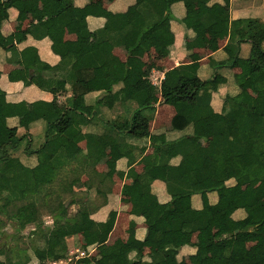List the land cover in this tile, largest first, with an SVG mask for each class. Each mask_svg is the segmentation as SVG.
<instances>
[{
	"label": "trees",
	"instance_id": "obj_1",
	"mask_svg": "<svg viewBox=\"0 0 264 264\" xmlns=\"http://www.w3.org/2000/svg\"><path fill=\"white\" fill-rule=\"evenodd\" d=\"M77 1L48 0L42 18L22 32L24 41L28 35L37 40L48 37L53 52L60 57L57 65L43 61L35 45L19 51L14 44L0 42V48L11 54L10 60L22 58L26 70H34L32 81L54 95L51 101L8 102L6 91L0 89V117H6L8 126V140L0 144V240L4 232L9 234L4 230L7 222L15 225L16 236L29 242L26 249L19 244H0V264H48L66 259L72 246L79 245L74 239L84 233L98 243L99 254L81 258L78 264H188L186 258H179L184 246L196 247L201 264H227L233 258L242 264L247 254L245 239L259 236L264 241V199L252 185L256 180L264 182V21L230 20V11L220 0H132L123 10L103 9L101 20L91 29L88 18L94 15L95 0H86L83 5ZM200 1L206 4L207 12L202 16L188 14V6ZM37 5L38 0H0V30L11 8L25 11ZM181 7L186 10L183 15L177 12ZM173 20L186 29L202 25L210 40L217 39L216 24L226 22L228 28L231 24L226 48L233 53V60L217 62V66L239 67L237 85L247 77L256 78V96L242 89L223 95L219 113L224 119L213 122L207 145L193 138L206 109L214 110V81H226L221 73L202 79L195 61L167 70L156 85L142 60L130 57L123 61L114 53L121 45L133 49L145 43L155 27ZM75 21L84 23L82 36L89 42L70 49L65 33ZM162 33L168 44L174 43L172 29ZM186 38L189 50L208 42ZM243 43L250 44L247 57L241 53ZM17 73L11 77L24 80L23 70ZM126 86L136 91L130 101L123 91ZM98 91L103 95L91 106L92 112L87 95ZM70 92V97L59 101L58 95ZM158 102L176 110L169 128L151 129V114ZM118 103L131 107L116 114ZM31 112L39 123L23 127L21 118ZM37 127H43L45 137L35 146ZM82 141L85 148L67 152L68 144ZM115 144L128 165L139 159L145 165V171L132 183L123 184L121 194L131 203L130 214L156 233L120 240L112 246L106 238L120 205L114 182L106 179L102 190L93 188L95 191L89 193L76 191L74 183L83 175L97 179L99 173L91 160ZM41 165L50 171V180L36 178L34 169ZM211 193L216 196L213 202ZM73 205L77 209L71 214ZM228 206L240 210L242 217L228 214ZM99 209L104 220L92 217ZM214 219L227 225L234 240L221 257L210 255L208 250L217 238L209 237L202 244L193 242L194 233L208 229ZM148 241L156 242L154 252L144 251Z\"/></svg>",
	"mask_w": 264,
	"mask_h": 264
},
{
	"label": "crops",
	"instance_id": "obj_2",
	"mask_svg": "<svg viewBox=\"0 0 264 264\" xmlns=\"http://www.w3.org/2000/svg\"><path fill=\"white\" fill-rule=\"evenodd\" d=\"M131 1L132 0H95L92 4L94 15L88 18L89 27L91 29H94L96 24L101 20L100 15L103 9L114 8V10L117 11L123 10ZM85 2L86 0H78L77 4L83 5ZM219 2L223 3L230 11V20L253 18L252 16H247L246 13H248V11H245L246 8L244 9V7L242 6L243 0H220ZM47 3L48 0H38V5L36 7H30L25 11H19L16 8H11L9 10L8 19L6 20L3 28L0 30V42H3L7 46L14 44L19 51H21L26 46L35 45L39 49L41 59L54 66L59 63L60 57L53 52L52 44L48 37L37 40L33 36L28 35L25 41L21 40L23 38L22 32L30 25V23H32L34 20L42 18L43 9L47 5ZM177 12L179 15H183L186 10L181 7ZM206 12V4L201 1L192 3L187 8L188 14L196 16H202ZM249 12L253 13L251 10H249ZM215 27L217 29V39L210 40V36L205 32V29L202 25H197L193 29H186V27L178 21H165L153 29L152 35L145 43H142L133 49L128 48V46L126 45H121L114 49L115 55H117L123 61H126L130 57L142 60L145 64V70L148 71L151 76L159 75L163 78L167 70L175 68L181 64H191L197 61L199 63L198 74L202 79H209L213 77L216 71H218L225 77L226 81L222 84L218 83L219 81H214V90H216L213 93L214 110L212 108L206 109V115L202 120L198 122V128L195 134V136L199 135L201 136V138H203V135L205 134V132H202L204 130L203 128L209 125V117H216L215 120L224 119V115L219 112H221V110L223 109L222 97L226 92H228L229 90L238 91L242 89L253 96H256L258 94L255 77H247L242 84L237 85L235 81V75L241 72V69L239 67L231 68L217 66V62H221L223 60H225L227 63H231L233 60V53L231 51H228L226 48L230 39L231 24H229L228 28L226 22H220L216 24ZM83 28L84 23L81 21H75L66 28L65 43L70 49H72L74 45L79 43H81L83 46L88 45L89 40L82 36ZM168 28L172 29L175 34V41L173 44H168L162 33L165 29ZM186 37H191L192 40L198 37L205 38L208 40V42L203 46L198 45L192 50H189L186 47ZM249 52L250 44L243 43L241 52L242 56L247 57ZM10 56L11 54L9 52L0 48V70L2 72L0 78V89L6 91L7 101H51L54 98L53 93L47 91L46 88H40L36 83L32 81L34 70L31 69L30 72L27 71L22 58L10 60ZM195 56H198V59H195ZM19 70H23L24 80L11 77L12 74L14 75V73H17ZM44 73L48 74L49 72L44 70ZM16 76L18 77L19 74L17 73ZM25 80L30 81V83H26ZM123 91L129 101L134 97L136 93L135 89L132 86L123 87ZM102 95L103 92L100 91L92 92L87 95V102L89 103L88 107L91 108L89 110L93 112L94 108L91 106L96 104V100ZM70 96L71 92L67 95H58V99L59 101H64ZM130 107L131 104H126L124 106L123 104L118 103L115 107L116 114L124 111V109L128 110ZM155 107V112L151 114V129H154V127L156 129L163 127L169 128L171 126V120L176 113L175 108L172 105L162 104L161 102H158ZM106 112L108 115L111 114L107 110ZM206 119L208 120V125L204 127L202 125V121ZM36 120L37 116L35 115V113L31 112L21 118V125L23 127H26L27 124H31L33 122V124H35ZM15 123L16 122H14V125ZM36 123L38 124L39 121H36ZM37 128L38 132H36V139H34L35 146L41 144L45 137V131L43 130V127ZM22 129L24 128H20V131H22ZM7 130L8 126L6 117H0V144L8 140ZM205 137L203 138V142L209 143L211 135L209 134L208 136L207 134V138ZM202 144L207 145L204 143ZM79 147L85 148L86 142L82 141L79 145L70 143L66 146V150L69 154H73ZM150 150L151 148L148 147V152ZM91 164L99 173L97 179H90L87 175H83L81 179H77L75 181V190L82 193H89L93 188H96L100 191L104 188V181L106 179H111L114 182V193L120 196L118 216L117 219L109 225L106 243L115 246L120 240L130 241L134 237L142 239L146 235L153 236L156 233V230L154 228H147L146 224L141 221L139 217H134L130 214L131 203L126 197L122 196L121 194L123 184L132 183L139 175H141L145 171V165L143 161L139 159L133 165H128L127 160L120 149V146L118 144H115L109 146L102 155L96 157L95 159H92ZM34 173L37 179L38 177L44 176L48 178L51 177L50 171L44 165L35 168ZM252 185L254 186L257 195L261 199H264V182L256 180L252 183ZM92 191L95 190L93 189ZM161 196L163 197L161 198L162 200L167 201L168 198H165L166 196ZM215 200V194L211 193L210 201L213 202ZM227 212L228 214H233L234 218H239L243 215L240 210L236 211L232 206L227 207ZM92 217L96 220H104L105 214L102 209H99L92 215ZM120 219L123 225L118 227L117 225L119 224ZM115 229H118L117 234H119L118 236H116L117 242H110V240H112L113 233L116 231ZM228 230L229 228L224 222L219 219H214L210 221L208 229L197 231L194 233L193 242L196 244H202L205 243L209 237L217 238L215 242L209 245L208 250L210 255L214 257H221L224 255L227 248L233 244L234 241L230 240V237L232 238V236L227 232ZM93 240L94 239L92 238V236L84 233L79 238L74 239V242L78 243L79 241V245L72 246V249L81 248L86 252L89 251V256H97L99 254V245L96 241ZM245 243L247 247V254L243 259L242 264H258L264 261V241L261 237H247L245 239ZM156 249L157 244L155 241H148L144 245V251L146 253L154 252ZM182 256L186 258L188 264H201V259L196 254V247L194 246L182 247L180 250L179 258H181ZM77 262L78 261H74L73 263L69 264H78ZM91 264L101 263L99 261H94ZM227 264H236V260L233 258L229 260Z\"/></svg>",
	"mask_w": 264,
	"mask_h": 264
},
{
	"label": "rangeland",
	"instance_id": "obj_3",
	"mask_svg": "<svg viewBox=\"0 0 264 264\" xmlns=\"http://www.w3.org/2000/svg\"><path fill=\"white\" fill-rule=\"evenodd\" d=\"M242 6L244 7V9L246 8L245 11H248V13H246L247 16H249V17L252 16L253 18L260 19V20L264 21V0H243ZM249 10H251L253 13L249 12ZM209 118H210L209 125H208L207 119L202 121V125L204 127L208 125L207 127L203 128L204 130L202 131V132H205V134L203 135L204 137L206 136L205 138H207V134H208V136H209V134L211 135L212 123L216 119V117H213V116L209 117ZM200 128H201V126H200ZM154 129H156V128L154 127ZM203 138H201V136H199V135H196V136H194V139H195L194 141L199 142V144H201V145H203L202 143L207 144L208 142H203ZM38 179L39 180H49V179H51V177L48 178V177L44 176V177H38ZM95 196H96V192H95ZM97 201H99V199H97L96 202ZM76 209H77L76 205L71 206V208H70L71 214H74L76 212ZM47 223L51 224L52 222H50V220H49ZM122 225H123V223H121V219H120L119 224L117 226L119 227ZM4 230H6L9 234H7L6 232H4L2 234L0 244L3 245V243H7L11 247L15 246V244H19L23 249L24 248L26 249V247H29V242L26 239V237L21 238V237H18L14 234L15 225L13 223L8 224L6 222ZM115 230H114L115 232L112 235V240H110V242L111 241L117 242L116 236H118L119 234H117L118 229H115ZM24 232L26 233V230ZM227 232L230 234L229 230ZM230 240L233 241V236H232V238L230 237ZM72 250L74 252L77 249L73 248ZM31 251H32V249H31ZM2 258H4V257H2Z\"/></svg>",
	"mask_w": 264,
	"mask_h": 264
},
{
	"label": "built area",
	"instance_id": "obj_4",
	"mask_svg": "<svg viewBox=\"0 0 264 264\" xmlns=\"http://www.w3.org/2000/svg\"><path fill=\"white\" fill-rule=\"evenodd\" d=\"M151 78L154 84L159 85L164 77L162 78V76L157 75V76H151ZM87 255H88L87 252L84 250L77 249L74 252L72 250L70 256L66 260L60 261L59 263H54V264H69V263H72L74 259L75 260L80 259V258L86 257Z\"/></svg>",
	"mask_w": 264,
	"mask_h": 264
},
{
	"label": "clouds",
	"instance_id": "obj_5",
	"mask_svg": "<svg viewBox=\"0 0 264 264\" xmlns=\"http://www.w3.org/2000/svg\"><path fill=\"white\" fill-rule=\"evenodd\" d=\"M164 77H165V76H164ZM78 249H79V248H78ZM80 250H83V249L80 248ZM71 251H72V250H70V253H69L68 257L70 256ZM84 251H85V250H84ZM87 254H88V252H87ZM88 256H89V254H88L86 257H88ZM68 257H67V258H68ZM67 258H66V259H67ZM83 258H85V257H83ZM66 259H61V260H59V261L51 262V263H48V264L59 263L60 261H64V260H66ZM80 259H81V258H80ZM80 259H76V260L74 259V261H78V260H80ZM74 261H73V262H74ZM73 262H72V263H73Z\"/></svg>",
	"mask_w": 264,
	"mask_h": 264
}]
</instances>
